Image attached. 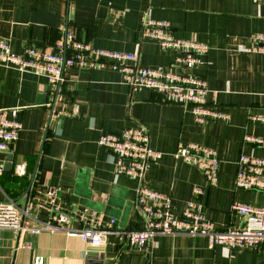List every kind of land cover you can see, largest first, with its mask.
<instances>
[{
	"label": "crops",
	"instance_id": "crops-1",
	"mask_svg": "<svg viewBox=\"0 0 264 264\" xmlns=\"http://www.w3.org/2000/svg\"><path fill=\"white\" fill-rule=\"evenodd\" d=\"M167 20L178 38L207 43L196 73L208 81L207 102L227 113V121L198 122L190 108L150 89L133 90L120 70L109 66L66 69L68 81L55 86L43 75L0 64V109L21 108L23 129L10 151L13 169L0 159V200L30 204L33 220L61 212L72 226L85 227L95 212L102 227L141 229L138 183L118 172L116 156L98 142L102 132L120 133L138 123L149 131L151 146L163 156L149 163L147 185L170 195L179 215L202 187L205 216L215 227L244 225L235 202L262 207L264 191L235 185L241 154L264 157V146L246 135L264 137V53L252 52L251 36L264 33V0H0V38L21 53L26 46H52L65 28L95 47L137 53L142 66L170 67L175 53L145 39V16ZM59 114L56 116V114ZM196 142L218 151L219 181L209 186L201 169L173 153L180 143ZM23 166L24 172H18ZM57 188L52 199L48 191ZM93 251L103 264H264V246L212 247L208 237L158 234L144 246L111 234L92 245L64 230L39 234L0 230V264H89ZM92 252V253H93Z\"/></svg>",
	"mask_w": 264,
	"mask_h": 264
},
{
	"label": "built area",
	"instance_id": "built-area-1",
	"mask_svg": "<svg viewBox=\"0 0 264 264\" xmlns=\"http://www.w3.org/2000/svg\"><path fill=\"white\" fill-rule=\"evenodd\" d=\"M141 35L145 39L158 41L164 50L175 53L170 67L142 66L137 53L95 47L80 40L69 28L64 29L62 38L54 45L26 46L19 54L13 52L10 39L0 38V64L21 72L43 75L49 83L59 87L68 81V68L109 66L120 70L123 82L133 90L150 89L170 102L189 107L200 123L229 119L227 113L208 104V81L196 73L210 49L207 43L178 38L169 21L147 15L141 27ZM248 49L264 53V33L253 34ZM252 120L264 123V114L254 115ZM22 129L21 108L0 109V152L10 151ZM245 140L264 146L263 136L249 134ZM98 142L116 156L118 172L137 181V207L144 220L143 228L118 231L113 227L115 218H111L109 227L104 228L100 217L95 212L88 214L87 211L81 214L82 219L90 216V223L85 227H73V218L61 212L47 220L35 222L30 214V204L21 207L7 196L0 200V230L10 229L16 235L23 232L39 234L43 231L64 230L69 236L78 237L92 245H101L111 234H117L129 244L137 246L148 244L158 234H189L208 237L212 247L222 245L229 249H251L264 246V206L233 203L232 210L244 218V225L219 229L205 216L202 199L205 190L196 187L194 196L186 202L181 213L175 214L170 195L147 185L149 163L161 158L163 153L152 148L149 131L143 124L127 127L120 133L102 132ZM173 156L198 166L209 186L218 183L221 160L215 148L196 142H181ZM237 165V187L264 191V157L241 154ZM17 171L24 172L23 166H18ZM48 194L54 199L58 189L50 188ZM34 264H42V258L37 257Z\"/></svg>",
	"mask_w": 264,
	"mask_h": 264
},
{
	"label": "water",
	"instance_id": "water-1",
	"mask_svg": "<svg viewBox=\"0 0 264 264\" xmlns=\"http://www.w3.org/2000/svg\"><path fill=\"white\" fill-rule=\"evenodd\" d=\"M0 159L1 160H5L7 162H5L4 164V167H5V170L6 171H11L13 169V162H14V159H13V155L11 153H7V152H0ZM91 251V253L89 254V257H88V263L89 264H103V255H101L99 258L96 257V254Z\"/></svg>",
	"mask_w": 264,
	"mask_h": 264
}]
</instances>
